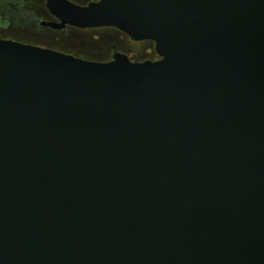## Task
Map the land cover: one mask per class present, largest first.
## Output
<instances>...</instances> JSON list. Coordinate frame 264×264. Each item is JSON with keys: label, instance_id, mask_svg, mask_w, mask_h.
I'll use <instances>...</instances> for the list:
<instances>
[{"label": "water", "instance_id": "1", "mask_svg": "<svg viewBox=\"0 0 264 264\" xmlns=\"http://www.w3.org/2000/svg\"><path fill=\"white\" fill-rule=\"evenodd\" d=\"M47 8L159 59L0 38V264H264V0Z\"/></svg>", "mask_w": 264, "mask_h": 264}, {"label": "flooded vegetation", "instance_id": "2", "mask_svg": "<svg viewBox=\"0 0 264 264\" xmlns=\"http://www.w3.org/2000/svg\"><path fill=\"white\" fill-rule=\"evenodd\" d=\"M13 1H18L22 5L14 10V14L16 13L14 20L19 18L20 24L15 22V24H8L6 19L8 15L2 14L1 16L6 20L3 24L10 25L9 27L13 31L15 30L24 38L0 36L1 39H10L27 45L47 48L98 63L110 62L115 55L119 54L126 56L133 63L154 62L159 59L152 41H133L123 32L111 27L78 28L65 25L61 28H54L50 26V23L56 24L59 23V20L49 12L48 0ZM67 1L79 7H85L97 0ZM3 3L1 2L0 6H3ZM10 7L13 8V5L10 4ZM107 32L109 35L105 34ZM140 43L149 44V47L137 49L134 45ZM147 50H151L153 54L148 55Z\"/></svg>", "mask_w": 264, "mask_h": 264}, {"label": "rangeland", "instance_id": "3", "mask_svg": "<svg viewBox=\"0 0 264 264\" xmlns=\"http://www.w3.org/2000/svg\"><path fill=\"white\" fill-rule=\"evenodd\" d=\"M1 2L4 4L3 6H0V36H14L16 38H19V39H23L24 37H22L20 34H18L15 30L13 31L11 27H9L11 24H15V23H18L20 24L18 21V19L14 20L15 19V16L16 13L14 14V10L16 8H19L21 3H19L18 1H13V0H4V1H0V4ZM10 4L13 5V8L10 7ZM22 6V5H21ZM24 9V7H23ZM22 13H25V11H22ZM8 15L7 16V23L10 24L8 26H6V24H3L6 20L5 18H3L1 15ZM15 22V23H14ZM3 24V25H2ZM106 35H109V33H105ZM111 34V33H110ZM149 44H146V43H140V44H135L134 46L138 49V48H145V47H149L148 46ZM146 53L148 55H152L153 53L151 52V50H147ZM139 56V55H138Z\"/></svg>", "mask_w": 264, "mask_h": 264}]
</instances>
